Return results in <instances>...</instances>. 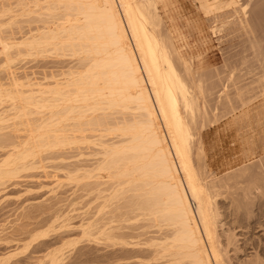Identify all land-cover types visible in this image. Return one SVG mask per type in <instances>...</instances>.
I'll use <instances>...</instances> for the list:
<instances>
[{"label":"bare ground","instance_id":"bare-ground-1","mask_svg":"<svg viewBox=\"0 0 264 264\" xmlns=\"http://www.w3.org/2000/svg\"><path fill=\"white\" fill-rule=\"evenodd\" d=\"M33 1L18 15L41 26L19 41L0 37L4 67L17 57L49 55L78 58L82 67L42 86L0 81V132L29 129L22 141L0 133V144L11 143L0 183L35 169L42 153L88 143L100 157L89 178L102 180L97 189L114 181L106 202L132 193L133 206L127 203L160 231L167 228L158 241L175 263L264 264V225L251 221L252 205L264 200V156L217 177L203 141V132L224 119L248 146L247 160L256 154L255 126L264 127V0H198L211 27L241 42L234 56L243 66L227 76L217 68L194 72V59L176 44L178 28H166L160 13L159 5L172 0ZM13 12L1 15L13 21ZM220 197L242 210L239 217L257 235L242 229L240 239L224 229Z\"/></svg>","mask_w":264,"mask_h":264},{"label":"rangeland","instance_id":"rangeland-1","mask_svg":"<svg viewBox=\"0 0 264 264\" xmlns=\"http://www.w3.org/2000/svg\"><path fill=\"white\" fill-rule=\"evenodd\" d=\"M31 1L0 0V24L6 25L5 27L2 24L4 29L0 25V28L2 26L0 37L19 41L28 34L35 35L36 32L33 31H38L36 28L40 27L41 23L34 16L35 20L29 16L24 18L18 15L22 14L23 4H29ZM171 3L167 7L160 4V13L166 28L171 31L178 28L176 44L184 50L186 56H192L194 59L195 73L201 72L203 68H217L223 72L222 76H227L231 68L243 66L239 62L240 59H237L239 58L237 53H241V42L237 38H232L236 39L232 42L226 31L211 27L209 17L199 9L198 0H172ZM10 8L17 16L15 17L17 21L16 19L8 21L14 19H10L12 14H8L9 17L1 15L3 10ZM8 22L13 24L7 26ZM233 43L234 47L231 46ZM235 51L236 56H234ZM49 57L50 55L17 57L13 64L6 65L5 68L3 63L6 57L1 54V83L22 84L30 81L42 86L61 81L70 71L80 70L79 67H82L78 58ZM4 106L8 107V104ZM220 121L223 123L218 122L217 125L208 128L215 129V131L212 129L210 136L216 137L217 141L228 137L231 145L223 147L226 154L222 161H207L209 171H214L217 177H222L242 167L246 161V165L254 164L264 156L263 134L260 133L264 129L263 125L255 126L253 135L257 150L256 154L247 160L245 154L248 146L241 143L242 139L237 137V129L226 127L227 120ZM23 127H16L17 133L16 130L0 133H12L14 138L19 140L20 137L19 141H22L29 132V129ZM9 145L11 143H6V146L0 144V160L5 157V152L10 150ZM93 147L97 151V147L88 143L76 147L70 145L60 149L55 148L56 151L52 149L53 151L42 153L37 158L38 164L35 169H21L10 180L0 183V264H51L53 255L59 258L56 264H180L175 263L173 258L170 259L169 255L166 256L167 254L164 255L165 253L161 251L159 243L164 242V238L168 236V231H165L167 228L164 227L165 229L160 231V227H156L158 225L149 221V218L136 208H132L133 202H130L132 193L125 195L127 198L121 196L120 199L119 196V199L106 202L109 195L113 194L111 187L114 186L112 183L114 181H107L109 179L106 177L104 180L107 183L97 189L99 177L89 178L90 172L100 159L96 155L98 151L96 153ZM95 175L97 174H92ZM222 198L220 197L222 199L220 204L224 223L226 222L224 229L230 227L229 229L235 231V234L237 231L240 239L245 235L242 229L247 235H257L258 229L250 230L246 220L239 217L242 215V210L238 212L235 205L231 206L228 199ZM223 200H226V203ZM127 202H130L131 206ZM263 203L264 200L260 202L258 199L252 205L255 208H251V211H255L252 212L254 216L251 215V221H254H252L253 228L264 225ZM240 225H242L241 230ZM154 241L158 243L155 244Z\"/></svg>","mask_w":264,"mask_h":264},{"label":"crops","instance_id":"crops-1","mask_svg":"<svg viewBox=\"0 0 264 264\" xmlns=\"http://www.w3.org/2000/svg\"><path fill=\"white\" fill-rule=\"evenodd\" d=\"M212 129H207L203 132V141L204 146H206L205 150L207 152V160L209 161H222L226 153H224V146H230V142L228 140V137L220 138L217 141L216 137L210 136V132H212ZM215 131V129L213 130ZM213 137V138H212ZM212 140V141H211ZM229 154V153H228Z\"/></svg>","mask_w":264,"mask_h":264}]
</instances>
